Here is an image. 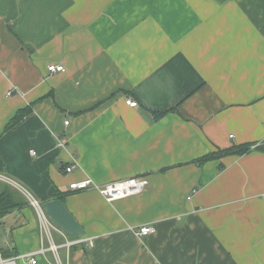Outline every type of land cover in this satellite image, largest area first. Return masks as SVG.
<instances>
[{"label": "crops", "instance_id": "1", "mask_svg": "<svg viewBox=\"0 0 264 264\" xmlns=\"http://www.w3.org/2000/svg\"><path fill=\"white\" fill-rule=\"evenodd\" d=\"M0 174L5 258L42 246L17 184L93 238L63 264H264V0H0ZM144 177L113 203L70 189Z\"/></svg>", "mask_w": 264, "mask_h": 264}, {"label": "built area", "instance_id": "2", "mask_svg": "<svg viewBox=\"0 0 264 264\" xmlns=\"http://www.w3.org/2000/svg\"><path fill=\"white\" fill-rule=\"evenodd\" d=\"M48 70L50 72H64L65 68L63 66L49 65ZM12 92H9L11 95ZM129 106L136 107L137 102H129ZM68 124V122H66ZM63 146V144H60ZM34 154V153H33ZM76 169L75 165L68 166L64 169L65 173H70ZM0 180L9 181L8 178L0 174ZM149 185V181L146 177L144 178H132L127 180H120L108 183L106 185H98L92 179L87 178L80 182H74L70 185V189L74 191H83L86 189H94L98 191L108 203H113L116 200L128 198L131 196H136L141 194L146 190ZM19 191H21L26 198L27 202L34 208L37 213L38 219L41 224V229L43 230V239L42 246L36 252H32L26 255H19L17 257L5 258L0 254V264H37V257L44 255L46 252H51L54 255L55 264H63L60 257V249L70 248L76 245L87 244L89 246L93 245L92 238H74V239H65L62 244H56L53 233L57 232L61 236L65 237V234L50 220L48 215L45 212L44 206L41 202L36 199V197L27 191L23 187L15 184ZM195 190L193 191V193ZM192 196L188 197V200H191ZM136 235L140 237H146L155 232L154 226H141L137 229H134ZM45 242L48 243V246H45Z\"/></svg>", "mask_w": 264, "mask_h": 264}, {"label": "water", "instance_id": "3", "mask_svg": "<svg viewBox=\"0 0 264 264\" xmlns=\"http://www.w3.org/2000/svg\"><path fill=\"white\" fill-rule=\"evenodd\" d=\"M44 209L50 220L64 230L69 236L83 234L81 226L60 199L50 200L44 203Z\"/></svg>", "mask_w": 264, "mask_h": 264}, {"label": "trees", "instance_id": "4", "mask_svg": "<svg viewBox=\"0 0 264 264\" xmlns=\"http://www.w3.org/2000/svg\"><path fill=\"white\" fill-rule=\"evenodd\" d=\"M25 110L18 114L8 125V129L12 128L16 124L20 123V121L23 119L25 115ZM249 147L244 146L240 148L239 152L245 153L248 152ZM17 196L14 192L10 190L3 191L0 194V216L9 213L12 209L16 208L19 205V202L16 200ZM73 237V236H72ZM75 238L78 236H74Z\"/></svg>", "mask_w": 264, "mask_h": 264}, {"label": "rangeland", "instance_id": "5", "mask_svg": "<svg viewBox=\"0 0 264 264\" xmlns=\"http://www.w3.org/2000/svg\"><path fill=\"white\" fill-rule=\"evenodd\" d=\"M92 240H93V238H92ZM7 241H8V238L6 236L5 227H4V224H3L2 220H0V245L3 244V243H5V242H7Z\"/></svg>", "mask_w": 264, "mask_h": 264}]
</instances>
